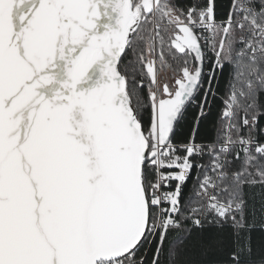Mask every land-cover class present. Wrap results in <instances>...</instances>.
Here are the masks:
<instances>
[{
    "label": "snow or ice",
    "instance_id": "obj_1",
    "mask_svg": "<svg viewBox=\"0 0 264 264\" xmlns=\"http://www.w3.org/2000/svg\"><path fill=\"white\" fill-rule=\"evenodd\" d=\"M0 264H264V0H0Z\"/></svg>",
    "mask_w": 264,
    "mask_h": 264
}]
</instances>
